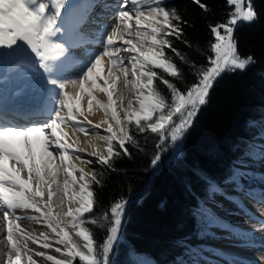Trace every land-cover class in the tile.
Wrapping results in <instances>:
<instances>
[{
  "label": "snow or ice",
  "instance_id": "snow-or-ice-1",
  "mask_svg": "<svg viewBox=\"0 0 264 264\" xmlns=\"http://www.w3.org/2000/svg\"><path fill=\"white\" fill-rule=\"evenodd\" d=\"M67 3L68 0H0V77L12 79L21 74L29 77L38 73L51 105L45 119L28 123L0 114V226L5 229L7 241L4 264H22V257H27L26 264H37L33 255L44 257L52 264H76L77 261L79 264H111L110 254L123 223L127 201L114 202L99 218L91 215L97 203L96 187L103 186V173L94 167L90 171L77 168L72 163V155L86 166L98 164L115 171L117 158L131 157L128 146H139L137 134L150 132L159 137L161 144L169 138L175 143L192 125L200 108L209 102L217 79L226 71L244 70L255 62L251 55L241 56L235 36L241 22L252 23L258 18L253 0H227L232 9L227 20L209 24L215 42L209 45L211 55L207 57V65L197 66L191 62L196 82L181 90L172 79L166 78L184 79L181 68L166 49L181 61L190 63L170 39L175 37L189 44L183 39V25L188 21L165 0H122L112 25L97 36L96 42L102 50L91 53L81 70L69 76V51L75 45L64 38ZM193 3L205 13L209 11V6L201 0H193ZM96 6V0H89L79 24L88 20L90 10ZM121 81L125 89L131 86L134 90L127 107L118 89ZM160 85L167 89V95ZM96 92L104 93L107 103L97 99ZM85 95L88 113L93 111V104L103 110L105 119L100 123L93 124L85 115L82 107ZM65 127L98 136L106 142V155L95 145L90 153L77 147L76 141H69ZM102 127L104 134L99 131ZM258 151L264 159V144ZM85 153L95 159H85ZM159 159L156 155L152 164ZM60 165L68 177L62 182L63 199L60 201V205L64 199L69 202L63 213L69 219L64 223L57 219L59 213L53 209V198L61 189ZM244 175L238 170L231 179L238 182ZM72 203L78 206L72 207ZM25 210L39 216L17 214ZM23 219L42 221L51 235L26 233L20 223ZM102 221L107 222V235L98 242L94 229L88 225L104 227ZM260 223L264 226V221ZM73 235L83 244L77 243ZM19 240L24 243L21 245ZM29 242L43 249L54 248L65 258L35 251L28 247ZM260 261H264V257L253 264Z\"/></svg>",
  "mask_w": 264,
  "mask_h": 264
},
{
  "label": "trees",
  "instance_id": "trees-1",
  "mask_svg": "<svg viewBox=\"0 0 264 264\" xmlns=\"http://www.w3.org/2000/svg\"><path fill=\"white\" fill-rule=\"evenodd\" d=\"M201 2L209 6L207 13L193 0H165L188 21L183 25V39L189 44L170 39L190 63L166 49L184 79L166 78L181 90L196 82L191 62L207 65L209 45L215 42L209 24L225 22L232 10L227 0ZM253 4L257 20L241 22L235 36L241 56L251 55L255 62L244 70L226 71L217 79L209 102L185 132L177 154L172 153L170 139L161 144L158 136L148 132L137 134L139 146H128L131 157L117 158L115 171L98 164L88 166L103 173V186L96 187L97 203L91 215L99 218L114 202L127 201L110 254L111 264H133L132 255L136 253L151 257L156 264H171L179 257L191 256L190 243L202 238L205 202L210 199L211 187L230 180L235 175L234 164L246 162L256 151L253 141L264 136V0H253ZM160 88L167 92L163 85ZM156 155L160 159L153 165ZM102 224L104 227L88 225L98 242L107 235V222Z\"/></svg>",
  "mask_w": 264,
  "mask_h": 264
},
{
  "label": "bare ground",
  "instance_id": "bare-ground-1",
  "mask_svg": "<svg viewBox=\"0 0 264 264\" xmlns=\"http://www.w3.org/2000/svg\"><path fill=\"white\" fill-rule=\"evenodd\" d=\"M121 2L122 0H96V4L97 6H100V9H98V11L97 8L94 9L95 11L90 10L88 20L83 24H79V19L81 14H83L85 9L88 7L89 0H75L70 2V5L68 7L70 8L69 12L71 11V14L75 15V17H73L74 19H72V21L74 20L73 26H71L72 29L67 31V35H70L68 39L73 40V44L75 45L73 46V50H71L69 53L70 60H73L74 58H81L87 61V59L89 58L88 53H94L96 51L102 50L101 45L96 42L97 36L105 28H108L112 25L115 13L119 10L118 4ZM105 4L109 5L110 7L108 9H104L102 5ZM131 7L132 6L129 5V10H131ZM67 35H64V38ZM132 38L135 39L134 36ZM107 63L108 58L105 57V65H107ZM79 66L80 64L76 66L74 62L72 64H70L69 62V67L67 69L68 75L71 76L75 73H78ZM100 83L103 84V81L101 80ZM21 87L24 88L21 90ZM38 87V80L34 76L25 77L23 74H21L20 77H13L12 79H4L3 77H0V114H3L8 119L19 123H27L33 120H43V117L47 116L48 109L51 105L48 103L47 97H45L44 100L41 101L42 97H39L40 89L38 90ZM40 87L43 86L40 85ZM118 89L119 92L122 93L125 97L124 107H126V103L128 102V100L132 99L134 96V90L131 88V86L125 89L123 87L122 81L118 84ZM69 91H72V89H69ZM17 92L20 93L19 96L21 94H25L27 98H21V96H17ZM44 93H46L45 90L42 94ZM99 95H104V93L102 94V92H100ZM102 97L104 101L107 102V96L104 95ZM103 99L101 98V100ZM85 106L86 103L83 102L82 107L85 108ZM13 115L20 118L21 120L14 119L12 117ZM120 115L121 118H123V112H121ZM89 117L91 118L93 124L100 123L105 119L104 113L95 104H93V111L89 114ZM103 127H106V125H104ZM103 127L99 131H102ZM64 130H68L67 133L69 141H76V146L84 148L86 150V153L92 152L94 150L93 145H95L96 149L102 151L103 154H105L106 142L100 140L98 136H93V138L91 139L88 138L85 133H80L78 131L74 132L73 130H69L68 127H65ZM57 163L59 165V162ZM72 163L76 165L77 168L82 167L85 169V171L87 170V166L85 167V165H83L81 161L77 160L74 154L72 155ZM238 166L239 168H241V170L244 171L245 176L243 177V179H240L241 181L239 180L240 182L238 181L236 186H233L232 184H228V186L226 185L227 189H224L223 185L217 186L215 188L216 190L213 192L214 197L216 196L219 199H222L223 194H227L230 195V198H233L231 196L237 197V202L239 201L240 206L237 204L239 208L235 206L236 201H234V207H232V205H228V208H230L229 212H227L225 215H219L221 219L224 220H221L222 222H224L225 224L227 222L226 227L229 228V230L231 229V231L227 232V230H218L216 233L215 241L213 242V244L211 243L212 245H210L218 251L223 250L225 253H229L228 257L231 258H228L226 256L223 259H219V257L212 255L209 256L210 258L208 257L209 261H204L203 264H253V262L258 261V258L264 257V226H262L260 223V221H264V182L261 181V179H264V176L259 177V175H261L259 171L249 174L253 170L248 165ZM62 167L63 166L60 165L61 170L58 174V179L60 180V182L61 175L63 174ZM247 173L249 175H252L254 178H248V176L246 175ZM76 175L79 176V172H77ZM246 179L249 180L251 184L247 185ZM248 186L250 188H248ZM62 193L63 191L61 182V189L57 193V196L53 198L54 212L59 213L58 216L60 217L64 216L63 213L65 212V203L69 204L67 199H64L63 205H60V201L61 199H63ZM224 199L225 197H223V200ZM76 206L78 205L73 203L72 207ZM17 214L24 217L39 216L38 213H35L31 210L18 211ZM20 223L21 227L25 230L26 233L32 232L33 235H38L40 232H48L50 235V230L46 227V225L43 224L42 221L40 223H37L36 221L23 219L20 221ZM61 223H64V221ZM4 237L5 229L0 226V264H4V261L6 260V256L4 253L7 251V241ZM73 239L78 243L82 242L80 238L75 237L74 235ZM40 242L43 241L41 240ZM19 243L22 245L24 241L19 240ZM28 247L34 249L35 251H45L49 255H55L58 258L60 257V254L56 253L54 251V248L43 249L39 247V244H33L31 242L28 243ZM232 253L236 254L233 255ZM14 255L15 253H13V256ZM33 259L36 260L37 264H52L51 261L47 260L44 257L33 255ZM189 259L195 258L190 257ZM26 261L27 257H22V264H26ZM201 263L202 262L186 263L185 261H177L176 264ZM259 264H264V261H260Z\"/></svg>",
  "mask_w": 264,
  "mask_h": 264
},
{
  "label": "rangeland",
  "instance_id": "rangeland-1",
  "mask_svg": "<svg viewBox=\"0 0 264 264\" xmlns=\"http://www.w3.org/2000/svg\"><path fill=\"white\" fill-rule=\"evenodd\" d=\"M69 5H70V1L68 0V3H67V8L69 7ZM66 8V13H65V16H64V28H65V32H64V35H67V31L68 30H70V29H72V27L71 26H73V22H74V20L72 21V19H74L73 17H75V15H73V14H71L72 12L70 11L69 12V10H70V8H68L67 9ZM98 9H100V6H98L97 7V10ZM69 13H70V16H69ZM72 15V16H71ZM70 17V18H69ZM70 37V35H67V36H65V39H67L68 41H69V43L71 42L72 44H73V40H71V39H68ZM99 44V43H98ZM74 45V44H73ZM71 50H73V47H71V49H70V51ZM70 51H69V53H70ZM89 55L91 54V53H88ZM75 61H77V62H75ZM75 63V65L77 66L78 64H80V66H79V71L81 70V65L85 62V60L84 59H81V58H74L73 60H70V64H72V63ZM130 74V73H129ZM74 75V74H73ZM73 75H71V76H73ZM34 77L38 80V84H39V87H38V90L40 89V96L39 97H42L41 98V101H43L44 100V98L45 97H47V94L46 93H44V94H42L43 93V91H44V87H40V85L41 86H43V84H42V82H41V80H40V77H39V74L37 73L36 75H34ZM39 77V78H38ZM24 87H21V90L23 89ZM99 93L100 92H96V93H94L95 95H96V97L99 99V100H101V98L103 99V97L102 96H104V95H99ZM45 94H46V96H45ZM103 94V93H102ZM164 94L165 95H167L168 93L167 92H164ZM39 95V94H38ZM17 96H19V95H17ZM21 96V98H27V96L25 95V94H21L20 95ZM19 96V97H20ZM85 97L86 98H84L86 101H87V96L85 95ZM83 99V100H84ZM38 100V99H37ZM82 100V103L84 102V103H86V106H85V108H84V110H85V115L88 117V119H90L91 120V118L89 117V114L90 113H88L87 112V102L84 100L83 101ZM102 102H104V103H107V102H105L104 101V99L103 100H101ZM127 104V103H126ZM126 107H127V105H126ZM102 110V109H101ZM102 112H103V110H102ZM46 117H43V119H45ZM81 119H83L82 117H81ZM92 121V120H91ZM68 129L69 130H72V128H70V127H68ZM66 132L68 131V130H65ZM100 134H104L103 133V130L102 131H100ZM185 134V133H184ZM88 138H93V135H86ZM184 136V135H183ZM183 136L178 140V141H176L175 143H172L171 142V145H172V153H173V155H175V154H177L180 150H181V146H182V140H183ZM170 139V138H169ZM171 141V140H170ZM105 142V141H104ZM262 144H264V136H262L261 138H259V139H257V140H254L253 141V146H254V148H255V152H254V154L253 155H250V156H248L247 158H246V161H247V163L250 165V168L253 170V171H251L249 174H252L253 172H257V171H259L260 172V174L261 175H259V177H263L264 176V174H263V172H264V159H262L261 157H260V154H259V151H258V149L260 148V146L262 145ZM105 155H106V149H105ZM89 158H91L90 156H87L86 154H85V159H89ZM57 162H59V160H57ZM83 164V163H82ZM83 165H85V164H83ZM63 166V165H62ZM85 167H86V165H85ZM63 168V167H62ZM87 168V170L86 171H90V169L88 168V166L86 167ZM89 169V170H88ZM256 170V171H255ZM241 172H243L244 173V171H241ZM237 173V171H235V174ZM248 173L246 174L247 176H248V178H252L253 176L252 175H249ZM263 174V175H262ZM245 176V175H244ZM258 177V176H257ZM254 178V177H253ZM64 179H68V177H65V175L64 174H62L61 175V182H63V180ZM243 178H241V180H242ZM240 180V181H241ZM247 180V179H246ZM239 181V182H240ZM261 181L262 182H264V179H261ZM232 183H237V181L236 180H234V181H232ZM228 184H231V182H229V183H223L222 185H223V187H224V189H227V186H228ZM249 184H251L250 183V181L249 180H247V185H249ZM227 185V186H226ZM216 187H213L212 189H211V191H210V199H209V201H207L206 203H205V205H206V209H205V211H204V213H205V221H204V229H203V233H202V238L199 240V241H197V242H191L190 243V247H191V253H192V256L191 257H194L195 259H189L190 257H179L175 262L177 263V261H179V262H188V263H191V262H195V263H199V262H202L201 264H203L204 263V261H206V262H208L209 261V256H216V257H219V259H223V258H225L226 256L228 257V255H229V253H225L223 250L221 251H218V250H216V249H214L213 247H211L210 245H212L213 244V242L215 241V238H216V233H217V231L218 230H227V232H229V231H231V229L229 230V228H227L226 226H227V222H226V224L224 223V222H222L221 220H223V219H221V217L219 216V215H225L227 212H229V210H230V208H228L230 205H232V207H234V201H236L237 202V197H234V196H231V197H233V198H230L229 196L230 195H227V194H223V196H222V199H219V198H217L216 196L214 197V195H213V192L216 190L215 189ZM248 188H250L249 186H248ZM63 194V193H62ZM223 197H225V199L223 200ZM223 200V201H222ZM222 201V202H221ZM224 202V203H223ZM230 202V203H229ZM235 202V206L237 207V208H239L238 207V205H239V201L236 203ZM228 203V204H227ZM238 204V205H237ZM73 205V203L71 204V206ZM229 205V206H228ZM69 206V204L68 203H65V212L67 211V207ZM240 206V205H239ZM127 207V206H126ZM235 207V208H236ZM216 209V210H215ZM227 210V211H226ZM240 211V210H239ZM242 211V210H241ZM243 212V211H242ZM57 218L60 220V222H65L66 221V217L65 216H63V217H60V216H58L57 215ZM62 219V220H61ZM224 221V220H223ZM232 230H235V229H232ZM50 235H51V233H50ZM83 242V241H82ZM79 243V244H83V243ZM78 243V242H77ZM212 243V244H211ZM233 255L234 254H236V253H232ZM60 257L59 258H61V259H64L65 257H63V256H61V255H59ZM236 256V255H235ZM209 257V258H208ZM228 258H231V257H228ZM189 261H188V260ZM201 260V261H200ZM247 261V260H246ZM175 262H173V263H171V264H174ZM248 262V261H247ZM132 263L133 264H156L155 263V261L151 258V257H149V256H147V255H144V254H133L132 255ZM175 263V264H176ZM245 264H247V263H245Z\"/></svg>",
  "mask_w": 264,
  "mask_h": 264
},
{
  "label": "water",
  "instance_id": "water-1",
  "mask_svg": "<svg viewBox=\"0 0 264 264\" xmlns=\"http://www.w3.org/2000/svg\"><path fill=\"white\" fill-rule=\"evenodd\" d=\"M72 1H75V0H72Z\"/></svg>",
  "mask_w": 264,
  "mask_h": 264
}]
</instances>
